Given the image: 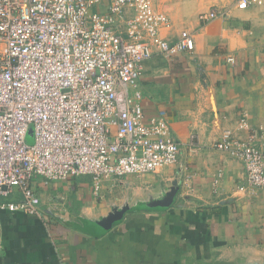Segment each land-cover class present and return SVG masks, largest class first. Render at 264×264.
Here are the masks:
<instances>
[{"label": "crops", "instance_id": "1", "mask_svg": "<svg viewBox=\"0 0 264 264\" xmlns=\"http://www.w3.org/2000/svg\"><path fill=\"white\" fill-rule=\"evenodd\" d=\"M152 4L170 21L161 38L187 31L194 40L189 54L154 52L137 88L146 117L165 114L177 162L105 179L98 191L87 175L36 179V216L1 208L22 199L18 189L0 196V264H264V191H239L243 163L214 148L242 112L264 126V1L246 10L233 0ZM214 6L227 17L199 21ZM158 200L166 206L148 207Z\"/></svg>", "mask_w": 264, "mask_h": 264}, {"label": "built area", "instance_id": "2", "mask_svg": "<svg viewBox=\"0 0 264 264\" xmlns=\"http://www.w3.org/2000/svg\"><path fill=\"white\" fill-rule=\"evenodd\" d=\"M233 1L246 10L264 0ZM152 5L0 0V196L15 189L22 196L1 208L38 215L40 199L31 186L36 179L48 184L87 175L98 191L105 179L177 162L165 114L146 117L137 88L154 52L189 54L194 40L187 31L175 42L161 38L170 21ZM227 15L210 9L198 19ZM227 61L234 63L232 56ZM214 148L243 163L246 185L239 191H264V126L251 127L242 112L235 131H224Z\"/></svg>", "mask_w": 264, "mask_h": 264}, {"label": "water", "instance_id": "3", "mask_svg": "<svg viewBox=\"0 0 264 264\" xmlns=\"http://www.w3.org/2000/svg\"><path fill=\"white\" fill-rule=\"evenodd\" d=\"M164 204H166V201L165 200H158V201H155V202H153V204H149L148 205V207H153V208H163V207H165L166 205H164Z\"/></svg>", "mask_w": 264, "mask_h": 264}, {"label": "rangeland", "instance_id": "4", "mask_svg": "<svg viewBox=\"0 0 264 264\" xmlns=\"http://www.w3.org/2000/svg\"><path fill=\"white\" fill-rule=\"evenodd\" d=\"M152 6H153V5H152ZM153 9H154V7H153ZM211 9H219V8L216 7V6H214V7H212ZM222 10H225V9H222ZM31 131H32V130H30V132H31ZM26 143H27L28 145H30V144L33 143V138H32V136L30 135V133H29L28 136H27Z\"/></svg>", "mask_w": 264, "mask_h": 264}]
</instances>
